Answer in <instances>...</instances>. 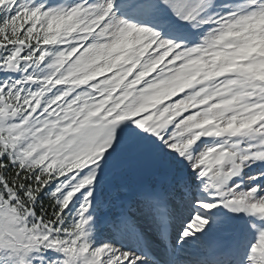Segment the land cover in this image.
<instances>
[{"label": "snow or ice", "instance_id": "snow-or-ice-1", "mask_svg": "<svg viewBox=\"0 0 264 264\" xmlns=\"http://www.w3.org/2000/svg\"><path fill=\"white\" fill-rule=\"evenodd\" d=\"M0 264H264V0H0Z\"/></svg>", "mask_w": 264, "mask_h": 264}]
</instances>
